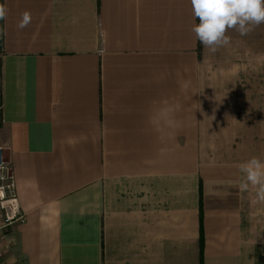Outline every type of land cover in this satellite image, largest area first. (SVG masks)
<instances>
[{
  "label": "crops",
  "instance_id": "0c3cea01",
  "mask_svg": "<svg viewBox=\"0 0 264 264\" xmlns=\"http://www.w3.org/2000/svg\"><path fill=\"white\" fill-rule=\"evenodd\" d=\"M1 4L2 264H264V24L212 54L190 0Z\"/></svg>",
  "mask_w": 264,
  "mask_h": 264
},
{
  "label": "clouds",
  "instance_id": "9594fccd",
  "mask_svg": "<svg viewBox=\"0 0 264 264\" xmlns=\"http://www.w3.org/2000/svg\"><path fill=\"white\" fill-rule=\"evenodd\" d=\"M193 16L199 19L191 31L196 39L212 54L231 43L227 33L234 30L240 36H247L256 27L264 24V0H190ZM8 9L0 4V20H6ZM30 11H24L17 24L19 29L31 23ZM7 35L6 27H0V37ZM214 119V117H213ZM169 123L175 124L174 121ZM175 126H178L176 124ZM244 180L238 187L240 191H255L253 204H264V160L253 156L240 165Z\"/></svg>",
  "mask_w": 264,
  "mask_h": 264
},
{
  "label": "built area",
  "instance_id": "2783aa9c",
  "mask_svg": "<svg viewBox=\"0 0 264 264\" xmlns=\"http://www.w3.org/2000/svg\"><path fill=\"white\" fill-rule=\"evenodd\" d=\"M23 221L24 215L16 193L13 170L5 154V149L0 147V232ZM0 264H2L1 255Z\"/></svg>",
  "mask_w": 264,
  "mask_h": 264
},
{
  "label": "trees",
  "instance_id": "16d2710c",
  "mask_svg": "<svg viewBox=\"0 0 264 264\" xmlns=\"http://www.w3.org/2000/svg\"><path fill=\"white\" fill-rule=\"evenodd\" d=\"M0 4H1V0H0ZM0 27H1V20H0ZM0 41H1V37H0ZM201 216H202V214H201Z\"/></svg>",
  "mask_w": 264,
  "mask_h": 264
}]
</instances>
